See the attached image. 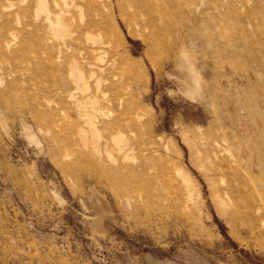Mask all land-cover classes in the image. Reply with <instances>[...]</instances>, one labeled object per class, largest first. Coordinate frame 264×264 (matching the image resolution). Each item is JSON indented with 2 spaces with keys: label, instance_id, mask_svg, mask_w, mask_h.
Segmentation results:
<instances>
[{
  "label": "rangeland",
  "instance_id": "1",
  "mask_svg": "<svg viewBox=\"0 0 264 264\" xmlns=\"http://www.w3.org/2000/svg\"><path fill=\"white\" fill-rule=\"evenodd\" d=\"M209 3L193 38L151 62L118 0H95L102 85L133 105L132 120L102 118L105 100L82 91L80 105L46 102L42 43L64 25L36 19L42 0H0V264H264V243L234 222L223 184L192 154L197 137L225 133L264 177V0ZM116 50L140 63L135 74ZM106 142L135 171L119 192L81 159Z\"/></svg>",
  "mask_w": 264,
  "mask_h": 264
},
{
  "label": "bare ground",
  "instance_id": "2",
  "mask_svg": "<svg viewBox=\"0 0 264 264\" xmlns=\"http://www.w3.org/2000/svg\"><path fill=\"white\" fill-rule=\"evenodd\" d=\"M42 1L45 6V17L40 18V15H37L40 13H36V19L42 20L45 24L53 25L60 22L64 25L60 30L61 39H52L47 35L42 43L46 49L52 83L46 102L60 100L65 104L73 99L80 105L81 101L77 94L82 91L86 94V100L93 98L99 102L101 97L105 100L102 118H114L115 112H121L132 120L139 116L123 95L113 93L110 86L105 85L110 80L102 74L101 42L96 39L92 30L96 26V21L92 18L95 0H72L69 5L67 0ZM21 2L34 3L35 0ZM118 2L120 13L127 20L129 27L145 41L148 48L145 58L151 62H153L149 59L151 52L163 55L166 50L179 47L183 38H193V24L204 18L206 10L211 5L209 0H201L204 11L200 18L196 13V0H118ZM66 15L69 17L65 18ZM85 16L88 17L87 20ZM7 45L10 46V42ZM112 55L118 57L125 72L135 74L139 69L140 63L129 55L122 56L119 50L114 51ZM91 82L97 85L95 92L89 91ZM103 82L105 84L102 85ZM82 85L85 88H81ZM91 124L98 128L93 122ZM102 124L108 131L114 132L116 129L122 132V128L116 126L114 121H104ZM195 141L192 154L223 184L231 218L247 233L256 236L258 243H264V177L259 180L254 178L252 166H246L238 153L232 150L225 133L197 137ZM107 142L105 150L97 149L98 156L81 155L83 156L81 159L85 160L86 164L94 166L97 176L114 179L113 188L115 192H119L126 186V179L134 175L135 171L133 167L124 165L127 155L118 159L109 150Z\"/></svg>",
  "mask_w": 264,
  "mask_h": 264
}]
</instances>
